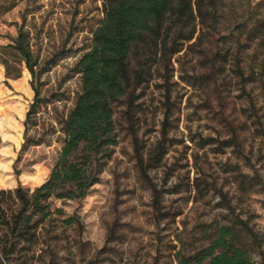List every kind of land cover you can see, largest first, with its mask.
I'll return each instance as SVG.
<instances>
[{"label": "rangeland", "instance_id": "1", "mask_svg": "<svg viewBox=\"0 0 264 264\" xmlns=\"http://www.w3.org/2000/svg\"><path fill=\"white\" fill-rule=\"evenodd\" d=\"M221 2L216 31H207L196 45L176 54L167 72L154 67L153 78L137 92L132 119L124 100L114 105L118 143L99 182L80 200L53 199L40 243L26 244L31 246L26 257L7 264H177L178 250L206 244L205 232L225 220L229 203L242 217L252 214L255 229H264V37L252 41L247 36L264 16V0ZM10 3L14 7L0 17V47L24 25L46 65L40 78L45 102L27 125L26 138L42 142L31 145L24 136L34 97L30 73L23 69L16 79L27 72V90L16 91V80L6 79L0 64V87L23 112L19 144L0 135V164L10 166L7 171L0 167V181L5 180L0 190L19 185L33 190L48 178L57 159L59 122L80 87L74 65L91 47L102 4L1 0L2 6ZM231 137L236 141L232 146ZM163 138L167 153L144 176L135 149L147 158ZM242 174L258 184L247 183L251 186L245 191ZM38 177L42 180L36 183ZM155 189L160 214L153 205ZM67 217L78 221L65 224Z\"/></svg>", "mask_w": 264, "mask_h": 264}, {"label": "trees", "instance_id": "2", "mask_svg": "<svg viewBox=\"0 0 264 264\" xmlns=\"http://www.w3.org/2000/svg\"><path fill=\"white\" fill-rule=\"evenodd\" d=\"M13 4L2 6L0 0V17ZM101 4L103 16L92 31L91 47L74 65L80 87L72 107L59 122L61 147L48 178L33 190L21 185L0 190V264H5L1 259L7 264L26 257L31 250L26 244L40 243L53 199L80 200L99 182L118 143L114 105L124 100L127 116L132 119L137 92L153 78L154 67L167 72L176 54L196 45L207 31L217 30L222 14L221 0H101ZM247 36L252 41L264 37V16L254 21ZM0 64L6 79L20 78L23 69L30 73L34 97L26 112L24 136L31 145H40V139L31 140L26 134L32 115L45 102L40 97V78L46 65L40 62L23 24L11 42L0 47ZM162 78L168 82L166 74ZM164 138L147 158L135 149L144 176L166 155ZM234 140L231 137L229 145H234ZM241 176V185L258 184L255 177ZM156 191L153 205L160 214ZM225 206V220L216 222L210 233L205 232L206 244L193 251L178 250L177 264H264V229L254 228L252 214L242 217L230 203ZM74 221L78 220H62L68 225Z\"/></svg>", "mask_w": 264, "mask_h": 264}, {"label": "bare ground", "instance_id": "3", "mask_svg": "<svg viewBox=\"0 0 264 264\" xmlns=\"http://www.w3.org/2000/svg\"><path fill=\"white\" fill-rule=\"evenodd\" d=\"M2 66V65H1ZM3 67V66H2ZM28 74L25 75L14 82L16 91H26L27 88L25 86V81ZM7 92L0 87V135L3 139H8L12 143L19 144L20 142V134H21V125L19 124V120L23 117L22 105L21 104H13L11 102L12 98H8ZM11 131L13 135L8 136L4 131ZM4 154H9L7 150L2 151ZM0 167L7 171L10 169L9 162H4V164H0ZM10 179V178H7ZM42 177H38L35 179L36 183L41 182ZM5 180L0 181V183H4ZM9 183V182H8ZM41 184V183H40Z\"/></svg>", "mask_w": 264, "mask_h": 264}]
</instances>
